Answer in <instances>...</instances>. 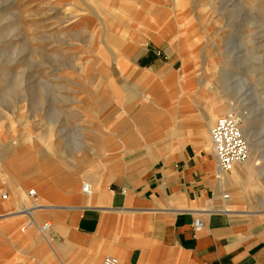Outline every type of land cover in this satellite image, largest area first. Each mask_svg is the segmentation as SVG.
Here are the masks:
<instances>
[{
	"label": "rangeland",
	"instance_id": "374dc122",
	"mask_svg": "<svg viewBox=\"0 0 264 264\" xmlns=\"http://www.w3.org/2000/svg\"><path fill=\"white\" fill-rule=\"evenodd\" d=\"M138 1L134 7L129 0H0L2 163L9 146L18 175L27 165L53 163L46 170L39 165V180L49 176L52 167L58 170L69 165L65 159L81 158L83 163V156L91 154L90 146L96 147L99 139L105 146L103 156L131 157L139 151H134L137 142L155 138L129 128L137 109L175 112L177 121H188L186 128L197 139L202 122L191 126L198 124L200 116L203 121L202 109L215 114L211 96L199 88L203 81L211 93H218L220 87L230 95L236 91V81L248 80L239 100L252 111L246 122L262 142L259 155L264 156V0H155V5L143 4L144 10L139 8L142 0ZM100 10L112 12L113 19L102 17ZM157 26L165 38L177 39L185 56L190 54L193 60L187 75L172 76L162 86L170 108L162 98L157 99L163 90L156 79L125 66L130 57L137 59L142 48L153 49L156 67L180 65L174 55L165 53L166 43L149 41ZM115 54L119 55L116 62ZM123 81L136 82L140 89L121 91ZM168 84H172L170 91ZM144 93L156 102L146 100ZM181 97L184 101L177 110ZM224 102L230 108L235 100L227 96ZM156 123L162 125L158 130L168 139L173 137L171 129L163 132L166 123L171 125L169 116ZM255 163L262 166L260 172L264 159L257 158ZM2 173L0 167V176ZM42 183L48 184L46 180ZM46 188L59 193L50 184ZM3 189L0 192L7 191ZM17 211L20 209L13 212ZM3 242L0 236V260L36 264L30 258L33 253L18 249L14 240V246ZM24 247L28 249L27 243Z\"/></svg>",
	"mask_w": 264,
	"mask_h": 264
},
{
	"label": "crops",
	"instance_id": "0c3cea01",
	"mask_svg": "<svg viewBox=\"0 0 264 264\" xmlns=\"http://www.w3.org/2000/svg\"><path fill=\"white\" fill-rule=\"evenodd\" d=\"M129 1L134 7L139 4L138 0ZM141 2L139 8L143 10V4L155 5V0ZM100 15L113 19L109 11L100 10ZM157 27L148 36L149 41L155 45L166 43L165 53L174 55L180 65L156 67L153 49L142 48L137 59L130 57L125 66L156 79L163 90V96L157 99L162 98L170 108L162 86L172 76L176 79L187 75L193 60L190 54L185 56L177 39L165 38ZM114 60H119L118 54ZM171 85L166 87L169 91ZM139 86L123 81L118 89L129 93L130 88ZM142 96L156 102L149 94ZM183 101V97L178 99L177 110ZM167 116L171 125L166 123L163 132L169 128L170 135L174 134L169 139L158 130L162 125L156 123ZM209 117V123L200 116L198 124L191 126L195 128L202 122L196 139L191 135L193 130L186 128L188 121H177L175 112L168 115L137 109L129 128L149 132L155 138L137 142L134 151L140 152L131 157L103 156L105 146L99 139L96 147L90 146L91 154L83 156V163L81 158L65 159L69 165L63 164L58 170L52 167L51 174L43 176L45 179H37L39 165L46 170L53 164L50 161L27 165L10 186L0 176V187L7 190L5 199L0 192L3 243L14 246V240L18 249L33 253L30 258L36 264H102L105 256L117 258V264H264V166L259 172L262 166L255 163L257 158L264 159L259 155L262 142L256 135L259 146L252 152L246 139L251 161L248 156L229 170H219L211 141L208 148L202 144L203 130L209 136L211 122L218 118L210 113ZM250 165L252 169H248ZM44 180L59 193L47 189ZM84 183L89 184L90 193L82 190ZM29 185L34 186V199L27 195ZM18 188L25 193L19 209L25 210L10 214L18 209ZM194 219L202 222L199 230L193 229ZM44 223L50 226L42 231ZM4 261L19 264L9 259L0 260V264Z\"/></svg>",
	"mask_w": 264,
	"mask_h": 264
},
{
	"label": "built area",
	"instance_id": "2783aa9c",
	"mask_svg": "<svg viewBox=\"0 0 264 264\" xmlns=\"http://www.w3.org/2000/svg\"><path fill=\"white\" fill-rule=\"evenodd\" d=\"M241 119L235 115H223L218 117L210 127L209 136L212 148L219 170H229L234 164L244 162L248 158L249 149L248 142L241 130ZM82 190L90 193L89 184L84 183ZM31 198L36 196L34 189L28 190ZM7 197L6 192L1 194V198ZM226 198L227 196L224 195ZM49 223H44L41 227L47 229ZM202 222L199 219L193 220V229L199 230ZM117 258L113 256H105L102 264H117Z\"/></svg>",
	"mask_w": 264,
	"mask_h": 264
},
{
	"label": "bare ground",
	"instance_id": "6f19581e",
	"mask_svg": "<svg viewBox=\"0 0 264 264\" xmlns=\"http://www.w3.org/2000/svg\"><path fill=\"white\" fill-rule=\"evenodd\" d=\"M247 81L248 80H246V81H243L242 80V82L236 81V85H237V87L235 88L236 91H233V93H230V95H228L226 93V91L223 90V89H221L220 87L219 88L217 87L218 88V93H214V92L211 93L210 91H208V89L206 87V82L205 81H203V83H201V86H199V88L201 90H205V92L211 96V99L210 100L213 102V104L215 106V115L216 116H219L220 117V116L225 115V114H227V115H235V112L236 113L238 112L237 113L238 115H235V116L240 117V119L243 120L244 123H243V131H242V133H244L243 135H244V137H246L245 139H247L249 141L250 150L252 152H254V150L259 146L258 143H257V139H256V133H255L254 129L252 127H250V124H248L246 122L247 118L252 114V111L250 109H248L247 107H245V104H244L243 100H239V98L243 95V92L245 91V85H246V82ZM227 96L228 97H231V98H234V100H235V102H233L231 104V107L230 108H227V104L224 102V97H227ZM258 106L255 105V107H258ZM202 111H203V114H204L203 116H204V119L206 120V123L207 122L209 123V118L210 117H209V110H208V108L207 109H204L203 108ZM241 130H242V125H241ZM202 137H203V141H202L203 146H205V147L208 148L209 145H210V140H209L210 137L208 136V132H207L206 129L203 130ZM0 143H1V141H0ZM249 144H248V149H249ZM6 149H8V151L5 152V154H4L5 155L4 157H6V158H5V160L3 158L4 163H2V160L0 159V167L3 168V173H2L1 176H3L2 178H3L4 184H6V185L8 184L10 186L11 183L14 182V180L16 179V177H18V174L20 172H16L17 170H15V167H14V165L16 166V161H15L16 159L13 157V149H12V147L9 146ZM250 159H252V153L249 156V160ZM250 161H247V162H250ZM6 163L9 166L10 165H13V168L12 167H9V166H5ZM239 169H241V167ZM248 169H252L251 165L248 167ZM17 191H18V198H17L16 201H17V208L19 209L20 206L25 201V198H24L25 193L20 188H18ZM27 195H28V192H27ZM34 198H32V199H34ZM33 207H35V206H32V208ZM23 210H25V209H22V210L20 209V211H23Z\"/></svg>",
	"mask_w": 264,
	"mask_h": 264
}]
</instances>
